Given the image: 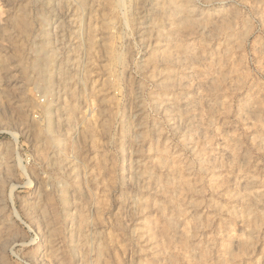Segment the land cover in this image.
<instances>
[{"label":"rangeland","instance_id":"374dc122","mask_svg":"<svg viewBox=\"0 0 264 264\" xmlns=\"http://www.w3.org/2000/svg\"><path fill=\"white\" fill-rule=\"evenodd\" d=\"M0 264H264V0H0Z\"/></svg>","mask_w":264,"mask_h":264},{"label":"bare ground","instance_id":"6f19581e","mask_svg":"<svg viewBox=\"0 0 264 264\" xmlns=\"http://www.w3.org/2000/svg\"><path fill=\"white\" fill-rule=\"evenodd\" d=\"M47 47H48V45L47 44H44V42H43L41 46H38V48H36L37 49L36 50V54H37V58L36 59L37 60L34 63L35 64L34 67H36V69L38 68V71H39V75H40L39 76L40 77L39 83L41 82L43 84L42 91L43 92L46 91V93H45L46 95L50 92L49 90L52 89L51 86H50V83H49V77H50L49 76V73L51 72L49 70H51L50 69V64H52L53 61H54V56H53L54 54H52L53 52H51V50H50L51 54H49V51L47 50ZM46 105L49 106V107H47V111H49V114H50L51 107H50L49 104H46ZM48 127L49 128L47 129L48 130L47 133H49L50 135H52L53 134V128L54 127L52 126V124L49 125Z\"/></svg>","mask_w":264,"mask_h":264}]
</instances>
